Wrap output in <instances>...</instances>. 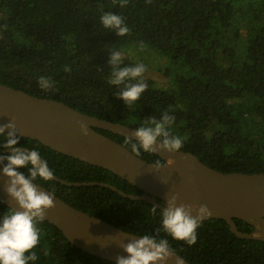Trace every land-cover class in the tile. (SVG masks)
<instances>
[{
    "label": "trees",
    "instance_id": "trees-1",
    "mask_svg": "<svg viewBox=\"0 0 264 264\" xmlns=\"http://www.w3.org/2000/svg\"><path fill=\"white\" fill-rule=\"evenodd\" d=\"M108 11L125 18L127 35L119 37L102 26L100 16ZM141 42L164 60L161 71L168 85L144 81L147 90L128 108L115 94L120 89L108 82L109 49L120 52L141 47ZM137 63L142 62L123 59L122 66ZM65 66L71 70L64 71ZM12 72L35 82L49 77L53 87L26 89ZM0 84L133 129L167 111L175 117L170 132L183 138L180 151L221 173H264V0H128L123 8L112 0H0ZM244 98L247 103H238ZM96 132L130 152L126 138ZM17 146L38 150L54 176L65 182L105 183L127 195L142 194L115 174L37 141L20 137ZM137 157L163 163L143 150ZM39 184L74 209L124 232L168 239L175 254L190 264H264V241L237 238L223 220L202 221L196 243L189 246L162 230L157 234L161 211L153 213L144 201L99 186ZM7 210L0 203V215ZM234 224L242 233L254 229L242 220ZM38 227L40 240L33 250L38 259L29 264H116L74 247L46 221Z\"/></svg>",
    "mask_w": 264,
    "mask_h": 264
},
{
    "label": "water",
    "instance_id": "water-1",
    "mask_svg": "<svg viewBox=\"0 0 264 264\" xmlns=\"http://www.w3.org/2000/svg\"><path fill=\"white\" fill-rule=\"evenodd\" d=\"M12 118L15 119L17 136L107 170L137 187L142 194L127 195L105 183H70L54 176L53 180L64 186L108 188L124 198L144 201L160 211L172 195L178 194V203L208 206L212 215L203 221L220 219L226 222L229 231L237 238L264 241V173H221L207 167L189 152L167 150L154 153L163 161L162 167L156 169L152 163L133 156L116 141L96 132L98 129L135 141L132 135L135 129L88 116L61 102L38 98L0 84V125L7 124ZM80 123L88 126L87 136L82 134ZM8 131L6 129L5 133ZM0 152L10 150L0 149ZM7 179L0 169V203L19 210L4 190ZM37 187L49 192L40 185ZM53 200L55 207L47 210L43 221L57 228L68 243L112 263H116L118 256L128 255L120 245L133 239L130 233L126 234L128 232L74 209L55 195ZM235 219L250 224L253 231L240 232L234 224ZM258 222L261 228L257 227ZM175 255L166 264H176L178 258L183 264H190Z\"/></svg>",
    "mask_w": 264,
    "mask_h": 264
},
{
    "label": "clouds",
    "instance_id": "clouds-1",
    "mask_svg": "<svg viewBox=\"0 0 264 264\" xmlns=\"http://www.w3.org/2000/svg\"><path fill=\"white\" fill-rule=\"evenodd\" d=\"M112 3L113 6L118 3L123 8L128 4V0H112ZM100 23L119 37L129 33L125 18L113 12H104L100 16ZM140 46L143 47V42ZM109 51L111 55L108 82L120 89L115 92L117 98L122 99L130 108L148 88V84L141 79L147 67L143 63L122 66L123 60L119 50ZM70 70L65 66L64 71ZM38 83L45 91L53 87V81L49 77H40ZM174 120L175 117L169 115L167 111L160 119L154 116L144 119L132 133L135 141L126 137L125 143L130 145V153L139 156L141 150L150 153L158 150L180 152L183 138L173 135L169 130ZM6 129L10 131L5 136ZM80 129L83 135H88L87 125L80 123ZM0 137L6 138V142H0V147L10 150V154L0 155V169L8 178L4 190L19 208L17 210L9 207L0 215V264H29L30 261L38 259L33 251L40 240L41 230L38 224L45 220L47 210L55 207L54 193L41 191L37 186L40 185L39 180L45 182L53 180L54 171L49 168L47 160L42 158L38 150L22 149L17 146L20 137L16 135L14 118L7 124L0 125ZM151 165L156 169L162 167L158 160ZM21 168L27 169V172L20 171ZM178 200V194L172 195L164 204L163 211L160 212L161 228L156 232L159 234L162 230L173 239L192 246L197 241V229L200 224L212 213L205 204H184L178 203ZM152 212L156 213L157 209L152 207ZM257 227L261 228L259 222ZM129 235L133 239L120 245L128 255L118 256L116 264H166L171 257L176 256L168 239H158L157 236L147 234ZM176 264H183V261L178 258Z\"/></svg>",
    "mask_w": 264,
    "mask_h": 264
},
{
    "label": "rangeland",
    "instance_id": "rangeland-1",
    "mask_svg": "<svg viewBox=\"0 0 264 264\" xmlns=\"http://www.w3.org/2000/svg\"><path fill=\"white\" fill-rule=\"evenodd\" d=\"M122 60L123 59H132L135 61H141L142 63H145L147 70L142 76V80H152L154 83L160 87V88H165L168 85V80L166 77L162 74V68L163 64L165 63L163 59L158 57L154 51L148 49V48H143V47H136V46H129L126 47L125 49L120 51ZM13 80L18 82L21 86H23L26 89H40L39 83L35 82L31 79L26 78L24 75L19 74L18 72H12L10 74ZM170 81V79H169ZM247 103L248 98H244L242 100H239L238 103ZM237 103V104H238ZM254 109L257 110H263L262 107H257L254 106Z\"/></svg>",
    "mask_w": 264,
    "mask_h": 264
}]
</instances>
